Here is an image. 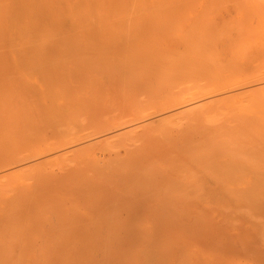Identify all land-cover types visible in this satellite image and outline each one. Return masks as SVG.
<instances>
[{"label": "bare ground", "instance_id": "1", "mask_svg": "<svg viewBox=\"0 0 264 264\" xmlns=\"http://www.w3.org/2000/svg\"><path fill=\"white\" fill-rule=\"evenodd\" d=\"M211 1L0 0V264H264V222L230 231L264 218V0Z\"/></svg>", "mask_w": 264, "mask_h": 264}, {"label": "rangeland", "instance_id": "2", "mask_svg": "<svg viewBox=\"0 0 264 264\" xmlns=\"http://www.w3.org/2000/svg\"><path fill=\"white\" fill-rule=\"evenodd\" d=\"M214 1L216 2L217 0H213V1H211V2H213L214 3ZM228 1V2H227ZM241 1V2H240ZM245 1V2H244ZM233 4L234 6L236 5V8L239 10V8L240 7H238L239 5L238 4H240V5H242L241 7H243L242 9H247L248 10V12L250 13V14H255V11L257 12L258 11V9L259 8H261V5L263 4V1H262V3H260V0H218L216 3H214V4H212V6L210 5V3H209V5H208V3H206V4H203L204 5V7H205V5L210 9L209 11L207 10L204 14L205 15H209L208 17L207 16H202V17H200L199 18V16H197L196 15V13L194 14H192L191 15V13L190 12H183V13H180V14H178V15H175L174 17H172V16H165L164 17V15L163 16H161L160 15V17L159 18H165L164 20L162 19V20H158V18H155V21H157L158 23L160 22V24H165V25H167L165 28H164V30L166 31V33H169L170 34V32H172V34H175V33H177V32H179L181 29H183L184 27H187V26H189L191 23H202L201 21L203 20V18L205 17V18H208V20H219V18L221 17V16H224V15H226L227 13H229L231 10V12H235V10L236 9H234L235 7H232L233 5H229V4ZM235 3V4H234ZM237 3V4H236ZM216 4V5H215ZM219 4V5H218ZM200 5H202V3H194V4H192V6L193 7H198V6H200ZM214 5V6H213ZM227 5V6H226ZM215 6H217V7H215ZM229 6V7H228ZM221 7V8H220ZM228 7V8H227ZM263 7H264V4H263ZM223 9V12L220 10V9ZM228 10H227V9ZM241 9V8H240ZM224 10H226V11H224ZM261 10H263V9H261ZM217 11V12H216ZM218 11H220V12H218ZM218 14V13H220L221 14V16H220V14L219 15H217L216 13ZM220 16V17H219ZM181 17V18H180ZM202 18V20L200 21V19ZM168 19V20H167ZM198 22H197V21ZM205 20V19H204ZM203 20V22H205ZM153 21V20H152ZM151 21V22H152ZM162 21L164 22V23H162ZM168 21V22H167ZM157 22L155 23V24H157ZM207 23V22H206ZM183 25V26H182ZM168 28V29H167ZM153 29V28H152ZM149 31H151V28L149 29ZM148 31V32H149ZM123 32V31H122ZM153 32H155L156 33V31H155V29H153L152 30V32L151 33H148L150 36V38H151V36L153 35L154 36V34H152ZM156 35V34H155ZM153 36H152V38L151 39H153ZM95 36H91V38H94ZM107 37H116V35H114L113 36V34H112V36H107ZM156 37V36H155ZM101 38H106V37H101ZM39 64H41V63H37L36 64V66H34V64L32 65L31 63H30V65H26V66H21V67H18V68H11V69H13V72L16 74V72L15 71H17L18 70V77L16 76L15 78L17 79V78H20V79H23V81H24V79H26L25 81V83H28V84H30V86H32V85H34L35 83H34V81H36L37 80V78H39V77H37V75H40V71H39ZM43 66V65H42ZM26 68V69H25ZM19 71H23V73L22 72H19ZM25 72V73H24ZM13 73V74H14ZM20 73V74H19ZM22 74V76H20ZM12 75V74H11ZM8 77H6V78H8V81H7V79H5V80H2V81H7V83H9L8 85L9 86H11V83L13 82V80H15V79H11L10 80V78H13V77H10L9 76V74L7 75ZM20 76V77H19ZM36 76V78H35V80H33L34 79V77ZM9 80L11 81V82H9ZM18 80V79H17ZM20 82V81H19ZM18 81L16 82V84H19V85H17L16 86V84H15V82H14V84L12 85L13 87L14 86H16V87H20V84L22 83H19ZM4 83H6V82H4ZM24 82L22 83V84H24V86H26V88L28 87L27 85L28 84H25ZM7 85V84H6ZM11 86V89L9 90L8 89V91L10 92L11 90L13 91V89L14 88H16V87H12ZM24 86L22 85V87H21V90L24 88ZM34 87V86H33ZM10 88V87H9ZM29 88V87H28ZM17 89V88H16ZM15 89V90H16ZM19 89V88H18ZM20 90V89H19ZM7 91V92H8ZM17 91V93H18V90H16ZM23 91H25L24 89H23ZM5 93L6 95L5 96H9L10 94L12 95V93L14 92H11V93H9V95H8V93ZM14 94V93H13ZM239 206H237L236 207V212L235 211H233V212H231V208H229L230 210H228L227 209V213L229 214L230 213V215L232 214V213H234V215L233 216H235V214L237 215V216H235V217H237L236 219H232L231 221H233L234 222V220L236 221L235 223V225H234V223L232 224V222L230 223L229 222V224H232L231 226H230V231H232V232H236V231H238V232H243V231H252L253 229H255L256 230V228L257 227H260V225H259V223L261 222H264V218H261V219H263L262 221L260 220V216H259V214L257 215L256 213H255V211H257V210H255V211H253V209H251L252 207H248V206H242L241 208L239 207V209H237ZM233 209H235V208H233ZM184 211H179V213L178 212H175V213H178L179 214V216H178V214H177V216L179 217V218H184V217H186L187 215H188V213L185 211L184 213H183ZM226 212H224V213H226ZM171 213V212H170ZM174 213V212H173ZM172 213V214H173ZM174 213V214H175ZM185 213H186V215H185ZM226 213V214H227ZM259 213V212H258ZM174 214H173V217H174ZM216 214H218V212H216ZM169 215H171V214H169ZM181 215H183V216H181ZM262 215V214H261ZM175 216H176V214H175ZM181 216V217H180ZM232 216V217H233ZM222 216H221V214H219V218H221ZM262 217H263V215H262ZM260 220V221H259ZM158 223V224H157ZM257 223H258V226H256L257 225ZM260 223V224H261ZM147 224V223H146ZM262 224H264V223H262ZM261 224V226H263ZM158 225H160L159 224V222H155V221H152L151 223H148L147 224V226L146 225H142V226H140V227H138L137 228V230H136V235H137V237H135V239L138 241V243H142V242H144V243H146L145 241H147V242H152V241H154V239H155V237H154V235L155 234H157V232H158V230H160L161 229V227H159ZM146 226V227H145ZM144 227V228H143ZM153 227H155L156 229V231L154 230V228ZM231 227H232V230H231ZM146 228H148V229H146ZM152 228V229H151ZM160 228V229H159ZM141 229V230H140ZM147 230V233H146V231H143V230ZM158 229V230H157ZM261 229H264V226H263V228H260L259 229V231L261 230ZM141 232V231H143V232H141V233H139V231ZM176 231H179L178 229H175ZM149 231V232H148ZM155 231V232H154ZM175 231V232H176ZM263 231V230H262ZM145 232V234H150V236H149V234L148 235H145V236H143L144 233ZM140 235H139V234ZM262 233H264V232H262ZM154 234V235H153ZM262 235V234H261ZM264 235V234H263ZM141 236V237H140ZM146 236H149L148 238H151V236H152V238L151 239H149V241L147 240V238H146ZM138 237H139V239H138ZM146 239H145V238ZM154 238V239H153ZM136 241V242H137ZM142 241V242H141ZM135 242V243H136ZM134 243V244H135ZM138 243H136V244H138ZM134 244L132 245V246H134ZM135 244V245H136ZM197 249L195 250V249H192V252L195 254V256L194 257H192L191 255H194L193 253L191 254V249H190V251L188 252L189 254V256L190 257H192V259L193 260H195L196 258H197V260H198V262H201V263H199V264H204L202 261H199L200 260V256H198L199 255V253H197V252H199L200 250H201V247L199 248V246L198 247H196ZM194 250V251H193ZM198 250V251H197ZM204 251V250H203ZM203 251L201 252V256L203 257H205V259H204V257H203V260H205L206 261V256L207 255H209V254H207L206 255V253L207 252H204V254H203ZM247 252H245L244 254H242V255H240V256H238L235 260H234V263L235 262H247V263H249V264H257V262H255V260H253V258L251 257V256H249L248 254H246ZM198 256V257H197ZM201 260H202V258H201ZM196 261V260H195ZM198 262H196L195 264H197Z\"/></svg>", "mask_w": 264, "mask_h": 264}]
</instances>
